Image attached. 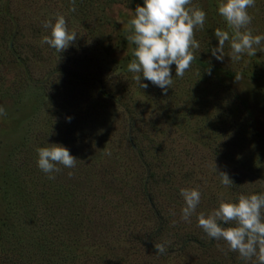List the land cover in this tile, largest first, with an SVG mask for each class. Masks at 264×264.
Listing matches in <instances>:
<instances>
[{"label": "rangeland", "instance_id": "rangeland-1", "mask_svg": "<svg viewBox=\"0 0 264 264\" xmlns=\"http://www.w3.org/2000/svg\"><path fill=\"white\" fill-rule=\"evenodd\" d=\"M220 2L192 0L207 14L195 31L200 48L183 78L171 66L165 95L143 77L140 88L127 69L136 47L127 25L144 0H76L75 12L71 0H0V264H245L197 219L221 194L238 202L264 193V52L232 61L226 42L223 61L212 55L215 30H229ZM248 12L253 35L264 34V0ZM56 13L77 33L61 53L41 44ZM208 62L242 79L219 81ZM51 144L78 159L73 169L58 165L55 179L37 164V148ZM219 172L234 184L223 186ZM181 188L202 193L190 223ZM158 212L156 243L191 233L211 240L208 250L154 255L143 240Z\"/></svg>", "mask_w": 264, "mask_h": 264}, {"label": "clouds", "instance_id": "clouds-1", "mask_svg": "<svg viewBox=\"0 0 264 264\" xmlns=\"http://www.w3.org/2000/svg\"><path fill=\"white\" fill-rule=\"evenodd\" d=\"M256 0H221L218 12L227 23L230 30L217 28L214 32L219 43L211 49L212 55L223 61L225 44H230L231 51L227 56L232 61H240L244 55L256 56L264 52V34L253 35L249 25L254 19L248 12L255 7ZM70 11H76V0H71ZM207 18L206 12L192 4V0H144L143 6L137 5L135 15L128 21V30L132 33L127 41L136 45L132 59L127 69L133 74L140 88L147 89L143 79L160 87L164 94L174 84L171 66H176V77L183 78L196 59L195 50L200 43L194 38L196 30H202ZM54 20L44 21L43 26L50 28V35L42 37L41 44H47L57 52H63L77 39V33L70 31L63 14H54ZM211 74V68L206 69ZM236 81L242 76L236 74ZM7 112L0 106V117ZM71 118H69L70 120ZM38 167L55 179L54 173L64 168L76 167L77 158L70 150L61 144H51V147L37 148ZM110 154V153H109ZM217 172V167L215 165ZM73 172H69L71 178ZM220 182L225 187L234 183L226 172H219ZM185 206L182 209L181 220L191 222L190 218L196 213L202 198L199 188H181ZM198 227L212 239L223 240L228 251L239 254V259L245 264H264V193L238 197V202H227L221 199L219 206L207 216L201 212L198 217ZM227 225V226H226ZM232 225V226H228ZM158 254H166L165 243H155ZM223 250V249H222Z\"/></svg>", "mask_w": 264, "mask_h": 264}, {"label": "trees", "instance_id": "trees-1", "mask_svg": "<svg viewBox=\"0 0 264 264\" xmlns=\"http://www.w3.org/2000/svg\"><path fill=\"white\" fill-rule=\"evenodd\" d=\"M203 65L205 67L211 68L212 76H214L219 81H226L229 83L234 82V78H235L236 74H240V75L243 74V71L239 70V69L229 70V69H225V68H218L217 67L218 64L210 65L208 62V64L205 63ZM101 91L106 92V88H104L102 86ZM147 197H148L149 203L151 202L152 207H154V204L152 203V201H150V199H151L150 195H147ZM156 217L158 220L157 225L155 227L151 228L145 234V239L143 240L154 255L161 257V258H163V257H165V258L175 257L176 254L177 255L180 254L183 251V249L188 248V246H190V245H196L197 247L202 249V252H205L208 250V247H209L211 240H208L206 242V241L200 240L197 236H193V234L190 233V234L184 235V237L181 239L180 242H178V240H176L174 238V240H172L173 241L172 243L166 245L167 253L163 254V255L158 254L157 253L158 250L155 248V243H156L155 237H157L161 233V231L163 230V226L165 224H164V220H163L161 214H159V212L157 213ZM228 226H232V225H228ZM174 243H177L178 245H174ZM214 261L215 260H211V262H214Z\"/></svg>", "mask_w": 264, "mask_h": 264}]
</instances>
